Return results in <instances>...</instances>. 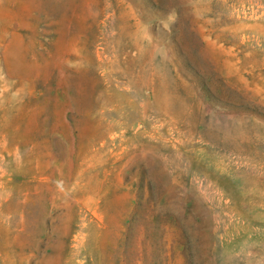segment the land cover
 I'll use <instances>...</instances> for the list:
<instances>
[{
	"label": "rangeland",
	"instance_id": "rangeland-1",
	"mask_svg": "<svg viewBox=\"0 0 264 264\" xmlns=\"http://www.w3.org/2000/svg\"><path fill=\"white\" fill-rule=\"evenodd\" d=\"M0 264H264V0H0Z\"/></svg>",
	"mask_w": 264,
	"mask_h": 264
}]
</instances>
